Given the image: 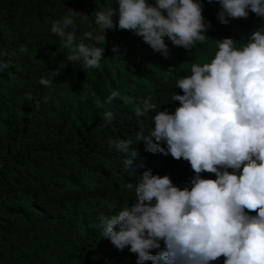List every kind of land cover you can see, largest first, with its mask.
I'll return each mask as SVG.
<instances>
[{
	"label": "trees",
	"instance_id": "trees-1",
	"mask_svg": "<svg viewBox=\"0 0 264 264\" xmlns=\"http://www.w3.org/2000/svg\"><path fill=\"white\" fill-rule=\"evenodd\" d=\"M202 3L205 21L211 22L204 44L186 50L165 38V58L131 31L106 30L101 68L92 69L67 61L68 50L51 26L69 8L87 15L75 20L79 42L85 32H98L95 13L116 9L117 0H0V61H11L0 71V264H137L128 248L119 251L103 236L98 217L132 205L134 189L126 186L146 170L169 176L181 189H190L195 176L183 158L145 151L143 141L136 144L137 132L154 127L156 111L174 113L179 101L171 97L183 94L177 80L191 74L193 63L210 62L218 41L231 37L239 47L264 24L250 12L247 19L223 25L216 18L219 4ZM114 46L120 58H113ZM42 77L53 80L50 88L39 84ZM113 90L128 102L105 105L114 116L105 124V109L96 104ZM144 101L156 108L137 117L135 108ZM120 139H132L138 152L132 171L124 166L128 154L109 146ZM160 243L153 255L163 250Z\"/></svg>",
	"mask_w": 264,
	"mask_h": 264
},
{
	"label": "clouds",
	"instance_id": "clouds-1",
	"mask_svg": "<svg viewBox=\"0 0 264 264\" xmlns=\"http://www.w3.org/2000/svg\"><path fill=\"white\" fill-rule=\"evenodd\" d=\"M215 2L220 6L216 18L223 25L230 19H247L250 12L264 20V0ZM117 4L116 9L97 11L98 32H85L79 42L75 20L87 15L69 8L67 16L53 22L51 32L68 50V62L101 68L106 30L117 28L142 37L165 58L169 52L165 38L186 50L209 39L205 32L211 22L205 21L202 0H117ZM238 42L226 37L218 41L210 62L193 63L191 74L176 82L183 94L171 97L179 101L174 113L156 111L154 127L135 137L136 144L145 143L147 152L188 161L195 173L191 188L181 189L169 176L146 170L135 185L126 186L134 189L132 205L98 217L103 236L119 251L128 248L137 264H211L220 257L224 264H264V24L239 47ZM112 51L114 59L122 55L119 46ZM10 64L0 61V71ZM39 84L50 88L53 80L42 77ZM114 99L128 102L113 90L104 103L96 104L105 109V124L114 119L105 107ZM155 108L144 101L135 115L145 116ZM109 146L128 154L124 166L132 171L138 155L133 140H110ZM205 172L216 179L202 178ZM161 241L163 250L153 255V250L161 249Z\"/></svg>",
	"mask_w": 264,
	"mask_h": 264
}]
</instances>
